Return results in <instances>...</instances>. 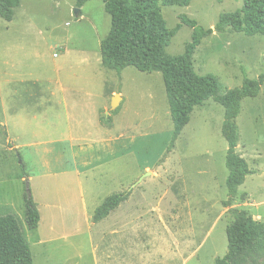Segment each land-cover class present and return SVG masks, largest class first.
<instances>
[{"label":"rangeland","instance_id":"rangeland-1","mask_svg":"<svg viewBox=\"0 0 264 264\" xmlns=\"http://www.w3.org/2000/svg\"><path fill=\"white\" fill-rule=\"evenodd\" d=\"M244 0H193L165 6L166 49L184 53L193 30L214 29ZM75 0H21L0 17V216L13 215L34 264H216L227 253L228 143L224 108L196 107L170 151L173 121L161 73L103 66L111 18L100 0L81 16ZM194 68L224 90L264 75V36L216 31L197 48ZM119 106L113 110V97ZM237 153L252 175L233 208L264 223V83L237 119ZM28 177L18 179L24 176ZM27 181L41 220L30 229ZM127 201L106 219L96 209L114 194ZM242 264H264V252Z\"/></svg>","mask_w":264,"mask_h":264},{"label":"trees","instance_id":"trees-1","mask_svg":"<svg viewBox=\"0 0 264 264\" xmlns=\"http://www.w3.org/2000/svg\"><path fill=\"white\" fill-rule=\"evenodd\" d=\"M93 0H75L82 8ZM111 18V29L101 42V60L108 69L121 72L133 67L140 72H159L162 75L173 121V138L170 152L183 130L189 125L196 107L212 99L224 108L222 136L228 143L226 166L229 172L226 186L228 200L223 206L228 209L231 222L226 228L227 253L216 264H242L255 254L264 252V223L255 221L245 210L233 208L239 188L252 175L249 164L237 153L239 128L237 119L242 112L245 99H254L260 93L264 75L257 80L246 78L241 87L224 90L213 74L199 75L194 68V56L203 40L213 34L227 30L246 36H264V0H244L241 10L220 16L214 29H204L195 20L183 18L189 26L192 39L179 56L166 53L179 27L169 30L162 15V7H187L193 0H100ZM21 0H0V17L11 22L14 9ZM0 131L7 132L0 120ZM17 177L22 179L28 177ZM128 193L114 194L104 200L94 213V222L106 219L127 201ZM29 228L37 229L40 212L33 199H27ZM0 264H34L31 249L25 239L18 220L13 215L0 216Z\"/></svg>","mask_w":264,"mask_h":264},{"label":"water","instance_id":"water-1","mask_svg":"<svg viewBox=\"0 0 264 264\" xmlns=\"http://www.w3.org/2000/svg\"><path fill=\"white\" fill-rule=\"evenodd\" d=\"M75 14L78 18L81 16V11L79 10V8L75 10ZM120 101H121V97L119 95L113 97V103H112L113 110H115L119 106ZM28 183L29 182L27 181V199L29 200L31 199L32 195Z\"/></svg>","mask_w":264,"mask_h":264}]
</instances>
